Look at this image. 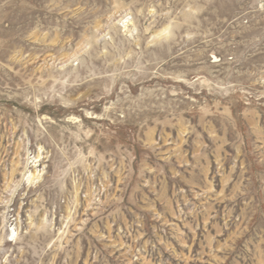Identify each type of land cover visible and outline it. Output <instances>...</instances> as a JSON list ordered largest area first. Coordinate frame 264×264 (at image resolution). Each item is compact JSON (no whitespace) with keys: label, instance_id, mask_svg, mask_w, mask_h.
Wrapping results in <instances>:
<instances>
[{"label":"rangeland","instance_id":"1","mask_svg":"<svg viewBox=\"0 0 264 264\" xmlns=\"http://www.w3.org/2000/svg\"><path fill=\"white\" fill-rule=\"evenodd\" d=\"M0 264H264V0H0Z\"/></svg>","mask_w":264,"mask_h":264}]
</instances>
